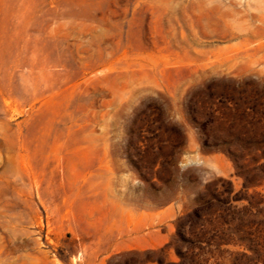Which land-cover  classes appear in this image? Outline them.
<instances>
[{"label": "rangeland", "instance_id": "374dc122", "mask_svg": "<svg viewBox=\"0 0 264 264\" xmlns=\"http://www.w3.org/2000/svg\"><path fill=\"white\" fill-rule=\"evenodd\" d=\"M241 224L264 0H0V264H234Z\"/></svg>", "mask_w": 264, "mask_h": 264}, {"label": "trees", "instance_id": "16d2710c", "mask_svg": "<svg viewBox=\"0 0 264 264\" xmlns=\"http://www.w3.org/2000/svg\"><path fill=\"white\" fill-rule=\"evenodd\" d=\"M201 216V215H200ZM200 219L201 217L198 216ZM262 231L264 233V227H253L252 225H246L241 224L238 227V232H241L242 235H238V237H231V240H239L241 243L244 244V247L249 249L251 251L250 254H248L245 251H242L239 253V258L235 261L234 264H256V259L261 255V252L264 250V245L258 244V241L264 238L262 236ZM193 237L186 239V242L190 246H196L198 249H201V246H207V247H215L218 248L222 242L227 241V239H222V237H206V235H192ZM215 237L217 239H215ZM184 234L183 231H181L179 228L177 229L175 239H183ZM184 240V239H183ZM177 253L180 257V262L177 264H185V261L187 260V255L185 253H181L177 250ZM198 257V254H196Z\"/></svg>", "mask_w": 264, "mask_h": 264}]
</instances>
